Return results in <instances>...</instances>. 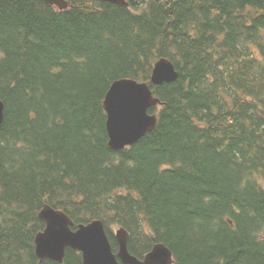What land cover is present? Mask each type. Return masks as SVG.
Listing matches in <instances>:
<instances>
[{
	"label": "trees",
	"instance_id": "obj_1",
	"mask_svg": "<svg viewBox=\"0 0 264 264\" xmlns=\"http://www.w3.org/2000/svg\"><path fill=\"white\" fill-rule=\"evenodd\" d=\"M0 0V264L40 262L45 205L165 244L174 264H264V0ZM155 130L109 148L113 82L151 83ZM64 264H83L67 249Z\"/></svg>",
	"mask_w": 264,
	"mask_h": 264
},
{
	"label": "water",
	"instance_id": "obj_2",
	"mask_svg": "<svg viewBox=\"0 0 264 264\" xmlns=\"http://www.w3.org/2000/svg\"><path fill=\"white\" fill-rule=\"evenodd\" d=\"M48 5L59 10L70 7L66 0H44ZM124 7H129L127 0H100ZM179 72L168 58L159 59L153 67L151 84L155 87L178 81ZM162 105L155 97L150 83L139 82L130 78L116 80L105 95L103 109L106 113V126L109 147L113 151H123L140 142L158 125L156 114L149 110ZM5 103L0 99V128L5 120ZM39 218L45 223V229L34 239L35 253L43 262L50 259L63 264L67 249L81 252L84 264H173V253L164 244H157L153 249L138 259L129 252V234L121 228L116 232L118 253L113 251L105 224L94 219L86 224H79L75 230L74 221L61 209L49 205L43 207Z\"/></svg>",
	"mask_w": 264,
	"mask_h": 264
},
{
	"label": "rangeland",
	"instance_id": "obj_3",
	"mask_svg": "<svg viewBox=\"0 0 264 264\" xmlns=\"http://www.w3.org/2000/svg\"><path fill=\"white\" fill-rule=\"evenodd\" d=\"M114 230H116V228H114Z\"/></svg>",
	"mask_w": 264,
	"mask_h": 264
},
{
	"label": "bare ground",
	"instance_id": "obj_4",
	"mask_svg": "<svg viewBox=\"0 0 264 264\" xmlns=\"http://www.w3.org/2000/svg\"><path fill=\"white\" fill-rule=\"evenodd\" d=\"M6 106V105H5ZM149 112H150V110H149Z\"/></svg>",
	"mask_w": 264,
	"mask_h": 264
}]
</instances>
